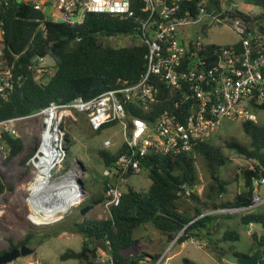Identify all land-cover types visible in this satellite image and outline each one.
I'll list each match as a JSON object with an SVG mask.
<instances>
[{"label": "trees", "instance_id": "trees-1", "mask_svg": "<svg viewBox=\"0 0 264 264\" xmlns=\"http://www.w3.org/2000/svg\"><path fill=\"white\" fill-rule=\"evenodd\" d=\"M203 0H187L186 3L195 12ZM209 8L216 6L222 9L224 0H206ZM251 6L259 7L264 16V0H245ZM141 3L135 5L137 15H141ZM232 16H239L251 20V12L239 9L227 10ZM6 23L3 53L11 66L16 86L9 98L0 97V120L12 117H27L25 120H37L39 130L35 132L32 144L28 146L27 153L22 156L20 164L26 162L35 153L40 143L42 129V116L38 113L46 108L51 101L61 104L72 102L78 97L92 99L101 93L126 85L136 83L145 69V54L147 44L138 36L139 22L136 17H122L107 12H88L81 24L66 21H45L44 12L34 9L31 2L11 0L10 5L3 12ZM132 36L139 39L132 45L114 47L104 42L106 37ZM239 44V43H238ZM36 57L51 58L53 71L44 73L38 78L34 68H28ZM178 96L165 86L160 89L157 101L145 110L133 102H128L126 110L128 117H140L149 123L161 110L172 109L173 100ZM75 115H84L76 112ZM129 119V120H130ZM115 124V123H110ZM107 124L105 126H108ZM65 145L69 154L70 134L65 130ZM104 127V126H103ZM102 127V128H103ZM242 127L250 139V146L243 145L236 140H228L225 145L239 154L258 160L252 169L243 168L239 173L240 190L232 200H224L227 194L226 182L220 176L221 168L226 164L227 158L209 140L200 141L194 151L189 154H154L148 155L143 162L142 170H146L151 180L147 190L138 191L124 185L123 196L118 206L111 207L109 216L102 219L84 217L82 222H76V231L82 237L80 251L68 250L61 255V260H79L80 264H98L93 252L99 248L109 255L110 264H153L159 254H150L142 251L135 254L125 253L134 249L138 243L135 232L146 223L168 236L170 241L179 232L177 239L182 243L191 238L209 239L221 227L219 217H231V214H206V211L223 207H243L252 204L254 191L253 179L264 176V125L255 122H243ZM101 128V129H102ZM3 142L10 146L3 164L20 155L26 145L22 136H3ZM7 147V146H6ZM124 142L116 152L100 150L98 152L105 166H111L117 158L126 151ZM196 156H201L207 165L212 183L207 191L208 202H199L200 199L194 188L198 184ZM130 175H128L129 177ZM106 181L103 184L106 190ZM13 186L7 182L3 169L0 167V197ZM105 192V191H104ZM104 194L94 197L90 203L98 202ZM187 200L191 201L187 205ZM187 205V206H186ZM202 215V216H201ZM244 225L251 222L264 223L263 208L253 213L242 215ZM187 225V226H186ZM202 232V234H200ZM32 233L17 244L12 243L7 250L10 251L23 244L28 245ZM240 235L234 230H226L223 240L237 241ZM212 238H210L211 240ZM251 249L247 253L236 251L233 247L225 249L213 240L212 252L220 259L223 257L217 250H224L233 255H252L261 248L264 264V233L256 231L250 235ZM186 264H193L184 259ZM171 264V263H169Z\"/></svg>", "mask_w": 264, "mask_h": 264}, {"label": "built area", "instance_id": "built-area-1", "mask_svg": "<svg viewBox=\"0 0 264 264\" xmlns=\"http://www.w3.org/2000/svg\"><path fill=\"white\" fill-rule=\"evenodd\" d=\"M31 2L34 9L44 12L45 21H66L81 24L88 12H107L122 17H136L139 22L137 36L147 44L145 69L139 80L131 85L107 90L92 99L78 97L61 104L51 101L38 115L42 116L40 143L28 160L33 180L44 166L41 161L50 158L48 182L69 178L62 190L61 203L66 208L56 207L51 211L34 210L28 218L36 225L60 221L85 198L81 191L79 174L69 168L55 176L56 169L67 158L65 131L62 127L67 119H75V113L87 116L90 127L97 131L110 123L124 124L127 131L126 151L111 166H105L103 176L106 183L103 201L109 212L118 206L128 175L139 174L148 155L189 154L200 141L209 140L224 119L257 123L256 110L264 109V16L251 13V20L232 16L225 9L208 7L206 0L199 3L194 12L187 0H17ZM141 5L137 15L135 5ZM11 0H0V97L9 98L16 81L3 53L6 23L3 12ZM202 24V29L229 24L239 36L234 44L216 45L200 41L201 36L188 43L181 42L179 30L192 24ZM198 33V32H197ZM239 43V44H238ZM46 57H36L28 68L37 71L38 78L53 71ZM162 86L178 94L172 109H164L152 123L140 117H128L126 104L148 110L157 101ZM25 116L0 120V155L6 159L10 146L4 144L3 136L19 135L17 123ZM130 119V120H129ZM210 141V140H209ZM112 142L106 140L104 145ZM129 151V152H128ZM252 204L243 207H223L207 211L206 214L245 215L264 208V176L253 179ZM79 195L76 200L75 196ZM30 196V190H29ZM28 196V199H29ZM28 204L30 202L27 200ZM202 216V215H201ZM35 219V220H33ZM36 221L40 223H36ZM255 222L248 224V235L255 230ZM187 226V225H186ZM179 232L173 244L181 235ZM166 254L153 264H164ZM165 259V260H164Z\"/></svg>", "mask_w": 264, "mask_h": 264}, {"label": "rangeland", "instance_id": "rangeland-1", "mask_svg": "<svg viewBox=\"0 0 264 264\" xmlns=\"http://www.w3.org/2000/svg\"><path fill=\"white\" fill-rule=\"evenodd\" d=\"M222 8L225 10L239 9L247 13L260 12L259 7L251 6L245 0H224L222 1ZM190 31L192 33L191 37L194 36L196 39L201 36L200 41L207 44L227 45L239 41L238 34L229 24L212 25L207 27L206 30L202 29L201 23L181 28L179 37L182 43L186 44L187 39L191 38L188 35ZM104 42L114 47H120L135 44L139 42V39L132 36H117L106 37ZM51 60V58H48L46 62L50 63ZM255 112L257 114V124L264 125V109H258ZM242 123L239 120L224 119L209 139L210 143L217 147L227 158L226 164L220 170V176L227 186V194L222 196L224 200L233 201L236 193L240 190L242 180H240L239 173H241V170L243 168L252 169L258 164V160L239 154L225 145L228 140H236L243 145L250 146V139L244 132ZM63 125L70 134L71 142L69 154L67 153L66 160L56 169L55 176L64 173L69 168H73L82 181L80 188L85 194V198L60 221L44 225H36L30 221L28 215L31 208L27 200L29 201L31 197V191L29 196L28 185L33 180L34 175L28 161L25 165H21L20 161L22 156L27 153L28 146L32 144L33 136L39 130V123L37 120H20L17 123L18 133L24 139L26 149L6 164H3L0 155V167L3 169L5 179L13 186L12 190L7 189L0 197V250L9 249L12 243L17 244L28 233H32L28 246L34 251L5 264H80L79 260H61V255L64 252L68 250L80 251L82 248L83 237L75 229L76 222H82L84 217L102 219L109 216V212L105 208V201L94 205L84 215L81 214V208L92 204L90 203L92 198L104 194L103 170L105 165L98 152L106 150L113 153L121 147L128 134L124 124L122 122L110 124L95 131L90 127L84 115H75V119H67ZM106 140H110L112 144L105 146ZM195 163L198 174V184L195 187V192L200 199L199 202L205 203L208 202L207 191L212 183L211 175L201 156H196ZM127 182L129 186L141 191L149 188L151 180L147 171L142 170L139 174L130 175ZM261 193L264 195V186L261 187ZM187 203L189 205L192 202L187 200ZM223 217H219L222 226L215 231L211 240L216 241L219 246L225 249L232 246L238 252H249L252 244L248 235V225L241 222L242 215L235 214L231 218L224 215ZM254 224L258 234L264 233V223L255 222ZM227 229L238 232L240 235L239 240H223L222 238ZM163 235L151 223H146L135 232L138 241L136 247L125 251V253L135 254L145 251L154 254L159 250L164 253L167 249L165 259L168 262L164 261L166 263L186 264L184 259H189L194 264H217L209 248L204 246V238L196 239V242L189 239L184 243H174V245L172 241L168 242ZM94 253H96L94 259L98 264H110L109 255L104 250L99 248L93 252V255ZM225 264H228V262H225Z\"/></svg>", "mask_w": 264, "mask_h": 264}, {"label": "bare ground", "instance_id": "bare-ground-1", "mask_svg": "<svg viewBox=\"0 0 264 264\" xmlns=\"http://www.w3.org/2000/svg\"><path fill=\"white\" fill-rule=\"evenodd\" d=\"M44 167L40 170V175L33 181L30 185L29 190L31 191V197L29 199L30 206L32 209L38 210H47L51 211L52 209L59 207L65 209L66 203H61V192L70 182L69 178L62 181H55L53 183L48 182V177L45 176L50 167V158H46L40 163ZM79 195L76 194L75 199L77 200ZM35 220V219H33ZM36 223H40L36 221Z\"/></svg>", "mask_w": 264, "mask_h": 264}, {"label": "water", "instance_id": "water-1", "mask_svg": "<svg viewBox=\"0 0 264 264\" xmlns=\"http://www.w3.org/2000/svg\"><path fill=\"white\" fill-rule=\"evenodd\" d=\"M129 152V151H128ZM103 202V199L95 202L93 204H89L81 208V214L84 215L89 209L94 207V205ZM33 249L26 244L21 245V247H16L10 251H6L0 254V264H5L11 262L20 256L28 255L33 253ZM219 255H221L226 261L232 264H260L263 259L262 249L259 248L253 252L252 255H233L232 253H227L224 250L217 251ZM93 257H96V253H94Z\"/></svg>", "mask_w": 264, "mask_h": 264}, {"label": "crops", "instance_id": "crops-1", "mask_svg": "<svg viewBox=\"0 0 264 264\" xmlns=\"http://www.w3.org/2000/svg\"><path fill=\"white\" fill-rule=\"evenodd\" d=\"M191 31H190V33H188V35L191 37ZM195 37L193 36V37H191V38H188L187 39V43H188V41H190L191 39H194ZM86 119H87V117H86ZM88 120V119H87ZM88 123H89V121H88ZM90 125V124H89ZM194 190H195V188H194ZM264 213V212H263ZM227 218H231V217H227ZM221 218H219L218 220H220ZM241 219V218H240ZM221 221V220H220ZM242 222V221H241ZM220 226H222V225H220ZM227 230H230V229H227ZM200 234H202V232H200ZM163 237L164 238H166L167 240H168V236L167 235H163ZM175 238V237H174ZM174 238H172L170 241H172L173 242V240H174ZM210 238H212V237H210ZM191 241H193V242H196V240L194 239V238H191L190 239ZM169 240H168V242H170ZM185 242V241H184ZM184 242H182V243H184ZM211 242H213V240H209V239H206V238H204V246L205 247H207V248H209V250H210V253H211V255L213 256V258L215 259V261H216V263L217 264H225V262H228V261H226L224 258H223V260L221 261L220 259H218V257H216V255L212 252V248H213V245H212V243ZM177 243H179L178 241L177 242H175V244H177ZM174 244V245H175ZM199 246H202V245H199ZM231 247L232 246H229L227 249H231ZM221 250V249H220ZM218 251V250H217ZM167 252V249L165 250V252L163 253V252H161L160 250L157 252V253H154V254H159L160 256H162V253H163V255L165 254ZM226 252V251H225ZM218 253V252H217ZM228 253V252H227ZM219 254V253H218ZM167 255V254H166ZM169 259V258H168ZM166 262H168V260H165ZM166 262H164V264H169V263H166ZM193 262V261H192ZM172 264V263H171ZM194 264V263H193ZM228 264H229V262H228ZM230 264H232V263H230Z\"/></svg>", "mask_w": 264, "mask_h": 264}, {"label": "flooded vegetation", "instance_id": "flooded-vegetation-1", "mask_svg": "<svg viewBox=\"0 0 264 264\" xmlns=\"http://www.w3.org/2000/svg\"><path fill=\"white\" fill-rule=\"evenodd\" d=\"M21 247V246H20ZM16 248V247H15ZM14 249V248H13ZM12 250V249H11Z\"/></svg>", "mask_w": 264, "mask_h": 264}, {"label": "clouds", "instance_id": "clouds-1", "mask_svg": "<svg viewBox=\"0 0 264 264\" xmlns=\"http://www.w3.org/2000/svg\"><path fill=\"white\" fill-rule=\"evenodd\" d=\"M103 199V198H102Z\"/></svg>", "mask_w": 264, "mask_h": 264}]
</instances>
